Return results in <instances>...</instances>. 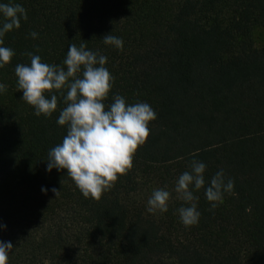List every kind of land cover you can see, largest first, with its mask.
I'll return each instance as SVG.
<instances>
[{
    "label": "trees",
    "instance_id": "obj_1",
    "mask_svg": "<svg viewBox=\"0 0 264 264\" xmlns=\"http://www.w3.org/2000/svg\"><path fill=\"white\" fill-rule=\"evenodd\" d=\"M7 3L8 0H2ZM28 20L4 37L15 56L0 69V240L8 264H264V0H14ZM39 33L32 39L30 32ZM123 39V51L105 45ZM107 56L113 93L147 102L157 118L133 168L100 200L84 198L67 170L46 171L66 127L37 117L17 89L15 66L63 65L70 44ZM38 50V51H37ZM206 179L223 169L234 190L185 227L175 182L192 159ZM42 187L48 191L42 192ZM59 190L56 196L52 188ZM172 193L169 211L147 212L152 191Z\"/></svg>",
    "mask_w": 264,
    "mask_h": 264
},
{
    "label": "clouds",
    "instance_id": "obj_2",
    "mask_svg": "<svg viewBox=\"0 0 264 264\" xmlns=\"http://www.w3.org/2000/svg\"><path fill=\"white\" fill-rule=\"evenodd\" d=\"M28 13L22 4L0 0V69L15 56L12 48L4 46L7 33L18 30ZM37 39L39 33H29ZM105 45L123 51V39L107 34ZM38 51V50H37ZM30 64H17L15 75L17 89L22 99L34 108L39 117H51L58 109V99L64 105L59 109L56 123L66 127L62 142L49 149L46 171L67 170L84 198L100 200L110 191L120 176L133 168V157L139 146L146 143L150 134L149 124L157 114L147 102L128 103L125 96L113 93L112 102L106 104L114 87L115 77L106 67L107 56L88 49L81 43L70 44L63 65L43 62L33 52L25 53ZM7 84L0 82V95L7 91ZM207 165L192 159L190 170L179 175L175 182L176 198L182 205L176 209L185 227L200 222L199 196L203 189L210 210L224 202L225 194L234 190V180L225 176L223 169L206 179ZM42 192L48 189L42 187ZM56 196L59 190L51 189ZM172 193L165 188L152 191L146 210L152 214L169 211ZM0 228L6 225L0 224ZM13 250L11 241L0 240V264H8Z\"/></svg>",
    "mask_w": 264,
    "mask_h": 264
},
{
    "label": "rangeland",
    "instance_id": "obj_3",
    "mask_svg": "<svg viewBox=\"0 0 264 264\" xmlns=\"http://www.w3.org/2000/svg\"><path fill=\"white\" fill-rule=\"evenodd\" d=\"M252 36L256 46H264V27H257L253 30Z\"/></svg>",
    "mask_w": 264,
    "mask_h": 264
}]
</instances>
